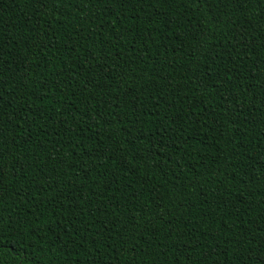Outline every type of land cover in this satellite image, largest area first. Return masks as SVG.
<instances>
[{
	"label": "trees",
	"instance_id": "1",
	"mask_svg": "<svg viewBox=\"0 0 264 264\" xmlns=\"http://www.w3.org/2000/svg\"><path fill=\"white\" fill-rule=\"evenodd\" d=\"M0 264H264V0H0Z\"/></svg>",
	"mask_w": 264,
	"mask_h": 264
}]
</instances>
